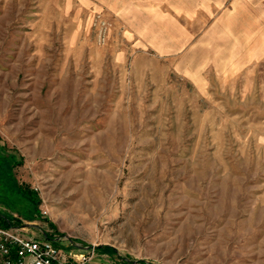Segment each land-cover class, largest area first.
I'll list each match as a JSON object with an SVG mask.
<instances>
[{
  "label": "rangeland",
  "instance_id": "rangeland-1",
  "mask_svg": "<svg viewBox=\"0 0 264 264\" xmlns=\"http://www.w3.org/2000/svg\"><path fill=\"white\" fill-rule=\"evenodd\" d=\"M0 217L135 264H264V0H0Z\"/></svg>",
  "mask_w": 264,
  "mask_h": 264
},
{
  "label": "built area",
  "instance_id": "built-area-1",
  "mask_svg": "<svg viewBox=\"0 0 264 264\" xmlns=\"http://www.w3.org/2000/svg\"><path fill=\"white\" fill-rule=\"evenodd\" d=\"M22 230L0 227V264H91L96 255L94 248L62 247L48 235L29 237Z\"/></svg>",
  "mask_w": 264,
  "mask_h": 264
},
{
  "label": "crops",
  "instance_id": "crops-1",
  "mask_svg": "<svg viewBox=\"0 0 264 264\" xmlns=\"http://www.w3.org/2000/svg\"><path fill=\"white\" fill-rule=\"evenodd\" d=\"M91 264H135V263L129 262L126 258H121L116 254H111L108 252L103 253L97 251Z\"/></svg>",
  "mask_w": 264,
  "mask_h": 264
},
{
  "label": "trees",
  "instance_id": "trees-1",
  "mask_svg": "<svg viewBox=\"0 0 264 264\" xmlns=\"http://www.w3.org/2000/svg\"><path fill=\"white\" fill-rule=\"evenodd\" d=\"M0 223H1V224H4L5 227H10V226L13 225L12 221H11L10 219L6 218V217H3V218L0 217ZM49 238H50V239H53V238H51V237H49Z\"/></svg>",
  "mask_w": 264,
  "mask_h": 264
}]
</instances>
